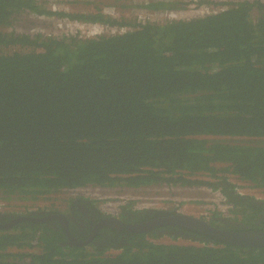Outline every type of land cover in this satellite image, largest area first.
I'll return each mask as SVG.
<instances>
[{
	"label": "trees",
	"instance_id": "16d2710c",
	"mask_svg": "<svg viewBox=\"0 0 264 264\" xmlns=\"http://www.w3.org/2000/svg\"><path fill=\"white\" fill-rule=\"evenodd\" d=\"M47 3L0 0L1 199L35 203L86 185L134 194L207 185L221 188L235 206L226 223L254 229L253 211L262 209L232 196L224 176L264 194V2L202 0L225 10L145 24L137 10L166 13L185 3L114 0L119 22L102 13L106 0L80 2L95 10L68 13ZM52 15L129 30L94 38L25 30L52 27L39 19ZM198 175L215 182L193 179ZM21 215L9 214L3 224ZM223 220L210 223L222 228ZM186 233H127L126 245L98 249L59 246L64 233L21 222L0 229V264H264V248ZM163 234L182 242L156 243Z\"/></svg>",
	"mask_w": 264,
	"mask_h": 264
},
{
	"label": "built area",
	"instance_id": "2783aa9c",
	"mask_svg": "<svg viewBox=\"0 0 264 264\" xmlns=\"http://www.w3.org/2000/svg\"><path fill=\"white\" fill-rule=\"evenodd\" d=\"M57 1V0H56ZM63 1V0H61ZM140 1V0H139ZM154 0H143L140 1L143 4L151 3ZM202 0H177L178 2L185 3V6L182 8H177L176 10L161 13L157 12L156 14L148 9H141L137 10V14L140 13V17L138 22L146 23V22H158V23H167L172 22L173 20H183L189 22L192 19L197 18H205L210 14L219 13L225 10L224 7H212L205 3L201 4ZM231 1H254V0H231ZM264 2V0H261ZM59 4L68 5L65 2H58ZM115 10L116 14H108L103 8L102 13H104L107 17L122 21L123 13L120 12L116 6L111 7ZM52 11H62L68 13L70 11H64L58 9V6H53L49 8ZM39 19L43 21L45 16H39ZM51 24L52 27L48 28L47 33L45 26H40L38 28H34L31 30V33L38 32L46 34L47 36L53 35L56 37H69V36H79L82 38H94L97 36H106L111 37L115 35H120L122 33L127 32L129 29L127 27H120L118 28L117 25H108V24H101V23H87L77 20L69 19L68 17H58L56 15H52L50 17H46V21ZM53 29V31H52ZM90 31V33H88ZM198 180H205L211 182V178L208 176H199L197 177ZM228 181L235 187V191L238 194L246 195V196H253L255 198L263 199L264 197L259 196V192L257 189L250 188L247 184L241 182L239 179L237 180L233 176L228 177ZM159 187V186H157ZM164 187L168 192V196H160L159 191L161 189H154L153 191H148L147 193L151 192L153 195H148L145 193L141 194H134L129 192L128 189H121L120 191L109 190L107 187H100L95 185H86L81 187H74L68 188L60 191L59 193L52 194L50 196H71V197H79L84 200H91L95 202L104 212H109L110 214L114 215L115 212L120 207L126 206L129 202H135L139 208L147 209V208H155L159 210H168L170 208H174L177 211L184 212V210H189L191 208H198L204 207L206 211L201 212L200 215H208L210 210L216 211L217 213L227 215L229 213L230 207L225 202V197L220 190L214 189L207 185H199V186H168V185H161ZM118 188V187H117ZM197 192V195H193V193ZM108 192H117L121 194H130L133 195L132 197L126 196H118L112 195ZM145 192V190H144ZM263 195V194H262ZM264 196V195H263ZM38 201L35 204L42 205ZM63 203V202H62ZM154 205H159L163 207L156 208ZM9 204L6 201H3L0 197V212H8L6 211V207ZM5 208V209H3ZM45 209V208H44ZM161 242V240H159ZM182 242V241H181ZM180 242V243H181ZM159 243V242H156Z\"/></svg>",
	"mask_w": 264,
	"mask_h": 264
},
{
	"label": "flooded vegetation",
	"instance_id": "af4514ba",
	"mask_svg": "<svg viewBox=\"0 0 264 264\" xmlns=\"http://www.w3.org/2000/svg\"><path fill=\"white\" fill-rule=\"evenodd\" d=\"M237 199L247 200L252 203H255L254 207L262 211H253L255 217V228L249 231H259L264 233V204L263 202L257 200H251L249 196H240L237 194L232 195ZM65 202L62 203L61 207L52 206L49 209H44L43 206L36 204L33 211V202L24 201L23 207L25 208V214L18 217V219L27 217L33 218L36 220H41L43 223L35 224H44L48 227L53 228L57 232L65 234L67 241H58L59 246H77V247H87L91 244L94 248L102 249L107 246L112 245H126L128 235L127 233H132L126 229L117 228L112 225L105 224V221L112 217L122 221V223L127 225H138L145 222L161 219L164 217L154 216V210L151 209H141L138 205H133L131 209L120 207L114 215L109 212H104L99 206H97L91 200H84L82 198H75L68 196ZM231 199V195H230ZM232 201L233 198H232ZM129 212H132L129 213ZM160 212V211H159ZM49 214V215H47ZM8 212H0V225H3V222L9 219ZM159 217V218H156ZM6 218V219H4ZM156 218V219H154ZM227 221L223 220L222 228L231 231H244L246 228L233 226ZM8 222V221H7ZM224 222V223H223ZM233 222V221H231ZM19 223V222H18ZM6 224V223H5ZM8 224V223H7ZM173 228H177L172 226ZM241 228V229H239ZM161 230V229H160ZM167 231L171 233V230L164 229L163 231L155 230L154 232H164ZM179 230L173 231V233H178ZM161 236V234H160ZM65 238V239H66ZM74 242H80L86 244L85 246H78ZM115 248V247H109Z\"/></svg>",
	"mask_w": 264,
	"mask_h": 264
},
{
	"label": "water",
	"instance_id": "95a60500",
	"mask_svg": "<svg viewBox=\"0 0 264 264\" xmlns=\"http://www.w3.org/2000/svg\"><path fill=\"white\" fill-rule=\"evenodd\" d=\"M30 222V223H43L41 220H36L33 218H21L16 219L8 224L0 225V229H8L14 226L16 223ZM105 224L115 226L117 228L126 229L129 232L137 234H146L155 230L160 229H172L173 231L179 230L177 234L188 235L186 231L204 235L210 238H214L222 241L223 243L238 247V248H264V233L259 231H231L225 230L221 227H217L208 221L188 217L183 215H172L165 216L164 218L145 222L138 225H127L122 223V221L115 218H108ZM172 226L178 227L173 228ZM161 233H169L167 231ZM78 246H85L86 244L80 242H74Z\"/></svg>",
	"mask_w": 264,
	"mask_h": 264
},
{
	"label": "rangeland",
	"instance_id": "374dc122",
	"mask_svg": "<svg viewBox=\"0 0 264 264\" xmlns=\"http://www.w3.org/2000/svg\"><path fill=\"white\" fill-rule=\"evenodd\" d=\"M64 1V0H63ZM114 1V0H113ZM112 0L110 1V0H106V2H109V4H107L106 6H104L103 7V9L109 14H116L115 12V10H113V8H111V7H113L114 5L112 4V2H113ZM136 1H139V0H136ZM140 1H143V0H140ZM80 2H82V3H84V2H86V0H80ZM80 2H78L79 3V6H71V5H65V4H59V3H57V1L56 0H48V3H47V6H48V9L49 8H52L53 6H58V9H60V10H64V11H70V12H72V11H77V10H79V8L81 7V10H86V9H89L90 11H93V10H95V9H93L92 7H90L89 8V5H87V6H85L84 4H82V3H80ZM122 3H125V2H117V4H122ZM117 9L119 10V8L117 7ZM120 11V10H119ZM121 12V11H120ZM44 20H46V17H45V19ZM26 27H28V26H26ZM48 28H46V30H47ZM19 30V29H18ZM25 30L26 31H30L31 32V30L29 29V28H25ZM48 31H50V30H47L46 32L47 33H49ZM52 31H53V29H52ZM88 33H90V31H88ZM223 139V138H222ZM227 140H230V139H227ZM240 141H242V140H240ZM121 189L122 188H109L107 191H109V190H115V191H120L121 192ZM154 189H161L162 191H159V194H160V196H168L169 194H168V192L166 191V189L164 188V187H161V186H159V187H150V188H145V195L146 194H148V195H153V193H151V192H149V193H147L148 191H153ZM109 194H112V195H118V196H126V197H132L133 195H130V194H121V193H117V192H108ZM193 195H197V192L195 191V193H193ZM259 196H261V197H264L263 195H261V194H259ZM67 198L65 197V196H54V197H51L48 201H42V202H40L42 205H44V208L45 209H49L50 207H52V206H56V207H61V205H62V202H65V200H66ZM4 201V200H3ZM8 203V202H7ZM9 204V206L8 207H6V209L5 208H3V209H5L6 211H9V214H25V208L23 207V204H24V201L23 200H18V199H16V200H14V201H12V202H10V203H8ZM134 205H136L135 203H134ZM36 207V204H33V211H35L34 210V208ZM154 207H156V208H159V207H163V206H159V205H154ZM185 213H188V214H185V215H191V214H189L190 213V211H188V210H185ZM192 216H195V215H192ZM196 217V216H195ZM157 242H160V241H158V240H156ZM161 242H169V240L167 239H163Z\"/></svg>",
	"mask_w": 264,
	"mask_h": 264
},
{
	"label": "clouds",
	"instance_id": "9594fccd",
	"mask_svg": "<svg viewBox=\"0 0 264 264\" xmlns=\"http://www.w3.org/2000/svg\"><path fill=\"white\" fill-rule=\"evenodd\" d=\"M199 176H203V175H198V176H195V177H193V179H197V177H199ZM208 176V175H207ZM229 176H233V175H225L224 177H226V182L228 183V184H230L231 186H232V188H233V194H237V195H240V196H244V195H241V194H238L236 191H235V187L228 181V177ZM209 177V176H208ZM233 177H235V176H233ZM211 178V177H210ZM236 178V177H235ZM237 179V178H236ZM211 182H215V180L214 179H212L211 178ZM238 180V179H237ZM157 187V186H156ZM195 187V186H194ZM148 188H150V187H148ZM214 189H217V190H220L221 192H222V194L224 195V197H225V202H226V204L228 205V207H230V210H229V213L227 214V215H223V214H220V213H217L216 211H214L213 212V210H210L209 212V214L208 215H200V213L201 212H204V211H206V209L204 208V207H198V208H191V209H189L188 211H190V213L189 214H191V215H185V214H188V213H185V210H184V212H180V211H177V210H175L174 208H170V209H168V210H159V209H155V208H147V209H151V210H154V211H160V212H165V211H173V212H175L173 215H183V216H188V217H195V218H199V219H202V220H205V221H208V222H210V220H211V218L212 217H214V216H216V217H218V218H224V219H227V220H229V219H232L233 217H234V213H235V210H236V208H235V206L229 201V198L227 197V195L223 192V190L221 189V188H214ZM144 190H145V188H144ZM261 195L263 194L262 193V191H260V190H257ZM52 195V194H51ZM51 195H48V196H46V197H43V198H40L39 199V201H48L49 199H50V196ZM264 195V194H263ZM249 197H251L252 199H254V200H257V201H260V202H264V200L263 199H259V198H255V197H253V196H249ZM36 203V202H35ZM35 203H33V204H35ZM95 203V202H94ZM135 203V202H134ZM96 204V203H95ZM97 205V204H96ZM98 206V205H97ZM192 215H195V216H192ZM172 216V215H171ZM226 230V229H225ZM177 236H174L173 237V235H168V234H163V239H168L169 240V242H160V243H170V242H175L174 240H177V241H179V242H181L182 241V238H176ZM163 239H161V241L163 240Z\"/></svg>",
	"mask_w": 264,
	"mask_h": 264
},
{
	"label": "bare ground",
	"instance_id": "6f19581e",
	"mask_svg": "<svg viewBox=\"0 0 264 264\" xmlns=\"http://www.w3.org/2000/svg\"><path fill=\"white\" fill-rule=\"evenodd\" d=\"M118 28H120V26H118ZM45 36H47L46 34H44Z\"/></svg>",
	"mask_w": 264,
	"mask_h": 264
}]
</instances>
